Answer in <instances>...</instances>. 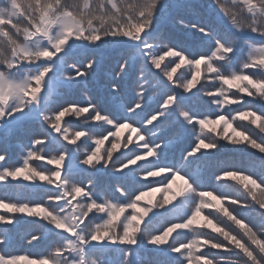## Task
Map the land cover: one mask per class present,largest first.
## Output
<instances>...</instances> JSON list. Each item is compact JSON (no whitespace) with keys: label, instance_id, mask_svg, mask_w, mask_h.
Returning a JSON list of instances; mask_svg holds the SVG:
<instances>
[{"label":"snow or ice","instance_id":"1","mask_svg":"<svg viewBox=\"0 0 264 264\" xmlns=\"http://www.w3.org/2000/svg\"><path fill=\"white\" fill-rule=\"evenodd\" d=\"M171 7L0 0V135L38 125L15 164L0 152L16 196L0 195V264H264V103L245 100L264 102V0H210L174 38L159 27ZM106 48L118 70L91 97ZM60 87L84 99L57 102ZM222 149L241 159L208 188Z\"/></svg>","mask_w":264,"mask_h":264},{"label":"rangeland","instance_id":"2","mask_svg":"<svg viewBox=\"0 0 264 264\" xmlns=\"http://www.w3.org/2000/svg\"><path fill=\"white\" fill-rule=\"evenodd\" d=\"M184 32L185 31L179 32V35H183ZM187 42L189 44L192 43V47L191 48H195L196 47L195 41L188 40ZM242 43H243V41L240 42V44H242ZM109 51L110 52L112 51V53H103V54H101L100 51L97 53V58L100 61L101 70H100V73L98 74L97 80H90L88 82V92H89L91 97L97 96L100 93V91H101V86L103 84L104 79H106L112 73V71L114 69L118 70L116 68V66H117L116 53L112 49L109 50ZM104 52H105V50H104ZM238 54H241V53L238 52L237 55ZM54 99L57 102H63V101H68V100H82V99H84V97H83V95H82V93H81V91L79 89H65L63 87H60L58 89V95H56L54 97ZM206 99L207 98H205V100ZM127 100H128L127 96L122 98V102L126 103ZM248 106L253 108V109H259V107H260V106H258L256 104H249ZM34 126H35L34 128H31L30 130H26V131H24V130L23 131H20V130L13 131L10 134L11 136L14 134L12 137H10V135L7 136V137H4L3 135H0V152H5V151L7 152L8 157H9V159H8V163L9 164H15L16 161L21 158V155L26 150V146L29 143V138H30V134H31L32 130H34V129H36L38 127V125H36V124ZM250 129H252V128H250ZM17 132H23V134H25V135H23V141H21V139H22L21 136L18 137V139H16ZM253 133H254V131H253ZM125 134H127V133H125ZM171 136H172V130L169 129L165 133V137L166 138H170ZM181 146H183L182 143H178L177 145L174 146L173 150H176L177 148H179ZM224 150L225 149H222V151H224ZM253 151H255V150H253ZM238 156H240V154ZM216 157H213L211 159L215 160ZM220 158L224 159L225 161L232 162L229 158H226V157H220ZM211 159L208 161V163H206L205 167L203 168V174H204L205 178L208 181L207 186H213L211 178H212V175L216 171V168H217V165H212V163L214 161L211 162ZM233 160L238 161V158L237 157H233ZM210 162H211V164H209ZM218 162H220V161H218V159H217L216 163L218 164ZM37 163L39 164V163H42V162H37ZM255 163H256V166L258 168L259 164H260V161L256 160ZM49 167H51V166H49ZM99 182H101V183H104V182L113 183L114 181L110 180L109 178H100ZM0 195H6V196H8L9 198H12V199L16 198L14 191L8 190L5 187H0ZM16 234H15V236H16ZM22 238H23L22 237V233H18V236L16 237V240L19 242V241H22ZM17 241L14 242L12 250H16L19 247V245H18L19 243ZM28 250L35 251L36 247H33L31 249H28ZM147 256H149V259L156 260L158 262V264H164V260L166 259L165 257H162V256L161 257H157V256H154L153 254H147ZM99 257L101 258L103 256H99Z\"/></svg>","mask_w":264,"mask_h":264},{"label":"trees","instance_id":"3","mask_svg":"<svg viewBox=\"0 0 264 264\" xmlns=\"http://www.w3.org/2000/svg\"><path fill=\"white\" fill-rule=\"evenodd\" d=\"M169 3L172 4L173 7L168 9V11L165 12V14L161 17V19L159 21V27L162 29V31L164 32L166 37L174 38L177 35H179V32L186 31V29L177 22L176 18H178V17L183 18V20L185 21V24L192 23V22H199L201 20V6L204 4L210 3V0H169ZM185 46L191 48L192 43L189 44L186 41ZM240 48L241 49L244 48V43L240 44ZM104 50H105V52H104ZM109 50H111V48L101 49L100 52H101V54L112 53V51L110 52ZM241 54H238V55H241ZM245 100H250L251 101L250 104H256L258 106H260L261 103H264V102H261L259 100H253L250 97H245ZM233 107H236V106L234 105ZM244 123L246 124L247 122H244ZM34 125H35L34 123L28 125L24 131L30 130L31 128H34L35 127ZM248 127L252 128V131H254V134L259 133V130L253 128V126L248 125ZM23 135H25V134H23V132H17L16 139H18V137L21 136V138H22L21 141H23ZM12 136L10 135V137H12ZM249 151L254 152L253 150H249ZM239 154H240V156H238ZM217 155L218 156L216 157L215 160L211 159V162L214 161L212 163V165H217V163H216L217 159H218V161H225L224 159H222L220 157L229 158L232 162H235V160H233V157H237L238 161L241 159V153H238L236 151H232L230 149H225L224 151L221 150ZM256 155L259 156L260 154L257 153ZM211 162L209 164H211ZM207 187L211 188L212 186H207ZM14 231H15V234L17 233L16 237L18 236V233H22V237H24L26 235V232H25V229L23 226H18ZM35 247H36V250L32 251L33 253H36V254L44 253V254H46L47 251L49 250V243H48V241H44V242H41L39 245H36ZM141 255H142V257H144L145 254L142 253ZM97 258H99V259L105 258L106 259V257H104V256L101 258L98 256ZM147 258H149V256H147Z\"/></svg>","mask_w":264,"mask_h":264}]
</instances>
